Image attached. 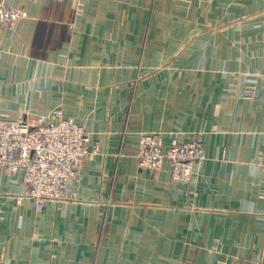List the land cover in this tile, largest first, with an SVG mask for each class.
Here are the masks:
<instances>
[{"label":"crops","instance_id":"obj_1","mask_svg":"<svg viewBox=\"0 0 264 264\" xmlns=\"http://www.w3.org/2000/svg\"><path fill=\"white\" fill-rule=\"evenodd\" d=\"M0 1L25 13L0 27V113L59 106L89 135L70 200L37 210L0 170L2 264L264 262V0ZM140 132L205 159L140 168Z\"/></svg>","mask_w":264,"mask_h":264},{"label":"built area","instance_id":"obj_2","mask_svg":"<svg viewBox=\"0 0 264 264\" xmlns=\"http://www.w3.org/2000/svg\"><path fill=\"white\" fill-rule=\"evenodd\" d=\"M24 16L22 9L0 1V27L14 29ZM262 81L264 84V73ZM244 94L251 97L254 90L247 87ZM88 141L86 129L66 118L59 106L46 114L26 113L19 118L0 113V170L8 177L21 171L23 196L41 210L47 201L73 198L69 186L80 178V169L89 155ZM135 158L138 167L153 171L168 161L172 179L189 181L194 164L205 159V154L197 139L172 137L164 146L158 132H140Z\"/></svg>","mask_w":264,"mask_h":264}]
</instances>
